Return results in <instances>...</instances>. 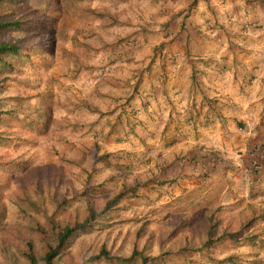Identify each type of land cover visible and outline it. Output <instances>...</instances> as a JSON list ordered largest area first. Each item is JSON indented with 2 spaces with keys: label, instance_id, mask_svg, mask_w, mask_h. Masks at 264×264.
I'll use <instances>...</instances> for the list:
<instances>
[{
  "label": "crops",
  "instance_id": "crops-1",
  "mask_svg": "<svg viewBox=\"0 0 264 264\" xmlns=\"http://www.w3.org/2000/svg\"><path fill=\"white\" fill-rule=\"evenodd\" d=\"M108 1L99 15L115 12L113 22L124 25L109 37L116 43L99 48L109 60L97 66V101L78 102L94 121L71 125V144L53 141L59 155L88 152L95 134L89 166L106 158L113 181L121 178L117 166L127 167L128 183L140 182L135 201L160 186L176 199L164 213L178 220L189 213L177 202H206L195 222L183 223L202 229L180 245L191 249L189 264H264V161L255 173L246 154L264 148V0ZM248 220L238 234L204 243L208 226L215 237Z\"/></svg>",
  "mask_w": 264,
  "mask_h": 264
},
{
  "label": "rangeland",
  "instance_id": "rangeland-1",
  "mask_svg": "<svg viewBox=\"0 0 264 264\" xmlns=\"http://www.w3.org/2000/svg\"><path fill=\"white\" fill-rule=\"evenodd\" d=\"M108 2L25 0L3 6V10L8 11L11 16L21 15L25 19L33 17L34 26L29 29V33L31 32L33 39L37 41L35 46L41 55L35 56L31 63L19 60L18 64L22 70L12 76L4 91L8 95L4 107H12L15 111L13 115H5L0 120V132L3 137L0 139V164L6 167L5 171H0V205L3 209L0 228L4 234L6 223H14L24 229L32 241L37 257L44 249L40 239L42 232L47 240L52 241L54 238L49 231V224L57 226L62 221L82 219L87 211V200L96 215L91 222L92 226L79 234L67 249L66 255L74 261H82L97 252L101 245L111 253L119 255L128 254L132 247L147 254L174 250L181 244L190 245L192 238H197L192 229L197 231L198 235L202 230L198 223V226L194 223L191 229L186 224L190 220L196 221L201 215V206H206V202L195 205H191L193 199L177 202L178 207L187 205L185 211L189 213V218L186 217L188 221L183 224L174 215L164 213L174 209L176 199L163 197L160 186L153 190V195L148 196L147 193L145 198H137V202L134 198L137 197L136 186L140 182L133 180L128 183L125 175L127 167L119 164L116 170L117 176L121 178L113 181L109 180L108 170L115 167L105 164L106 158L102 160L104 162L101 166L96 165L93 168L92 163L89 166L90 158L95 154L94 147L97 145L95 134L88 132V135L93 137L92 144L89 151L83 152L79 157L70 154L65 158L59 155L54 146L55 140L71 144V137H67L68 131L75 132L71 125L87 126V123L94 121L93 118L86 117L87 112L83 107L88 105H79L78 102L84 99L88 102L97 101V66L100 62L109 60L106 53H99V48L105 49L104 46L116 43L109 37L114 33L115 27L119 30L124 25L123 20L119 18L117 22H113L115 12L103 13V17L99 15L102 9L111 7ZM43 17L52 19L51 32L47 30V22ZM110 17L112 20L107 22L106 19ZM119 33L120 31L116 32L117 35ZM20 35L21 32L9 30L2 37L18 38ZM47 102L50 116L53 115L50 125L36 128L37 119L43 118L41 107L43 109L44 103ZM71 105L73 116L64 118V114L68 113L65 109ZM63 106L65 107L61 109ZM57 119L60 121L56 122ZM51 123L56 125L53 127ZM88 129L83 132L87 133ZM83 132L79 130L78 136ZM94 139L95 142H92ZM63 160L66 162L61 164ZM76 168L87 173L82 175ZM89 173H92L91 176ZM36 184L39 185L38 189L34 188ZM129 186L134 187V190H123ZM121 190V198L105 205L110 196ZM141 200L145 204L140 203ZM174 221L179 222L180 226L172 229ZM36 223L42 227V231L34 228ZM5 254L13 264H25V260L12 246L5 248ZM36 259L39 261V258ZM2 262L0 254V264Z\"/></svg>",
  "mask_w": 264,
  "mask_h": 264
},
{
  "label": "trees",
  "instance_id": "trees-1",
  "mask_svg": "<svg viewBox=\"0 0 264 264\" xmlns=\"http://www.w3.org/2000/svg\"><path fill=\"white\" fill-rule=\"evenodd\" d=\"M23 1L25 0H0V120H2L5 115H13L15 111L12 107H4L5 100L8 99V95H6L4 91L6 90L9 80L12 79V76L19 74L22 70L18 64V61H27L31 63L35 56L41 55V53L38 51V47L35 46L37 41L33 39L31 32L29 33V29L34 26L33 17L25 19L22 18L21 15L11 16L8 11L3 10V6L7 3L14 5ZM44 18L45 17H43V19ZM45 21L47 22V30H50L51 32L53 30L52 19L46 17ZM9 30L21 32V35L18 38L4 39L2 35ZM50 43L51 39L49 40V44ZM41 110V115L43 118L37 119L35 124L36 128L38 126V128H45L50 122V108L48 102L44 103L43 109L41 107ZM1 138L3 137L2 133L0 132V139ZM256 147L262 151L263 156L260 160L263 159L264 161V148L259 145H256ZM251 149L252 148H248L246 150L247 155L248 151ZM256 160H258V157L255 154L254 156L250 157L249 160V169L255 173L257 170L254 169L252 165L254 162H256ZM10 163L11 166H13L12 162ZM5 168V165L0 164V171H5ZM1 186L2 183L0 182V189ZM34 188L38 189L39 185L36 184ZM125 189L134 190V187H125L123 190ZM123 190L112 195V197L110 196L106 200L105 205L119 198L122 195ZM86 210L85 216L80 220H74L72 222L62 221L57 226H55L53 223H50L49 231L53 234L54 238L52 241H49L42 232L40 239L43 243L44 249L39 252V257H37L36 253L34 252L32 241L25 234L24 229L18 227L14 223H6L4 226V230H6L5 234L3 229L0 228V254L3 259L2 264H13L5 254V248L7 249L8 246H12L18 255L25 260V264H102V262H106L107 264H189L191 261L189 258V252L191 249L187 246L180 247L178 250H176V252L165 251L156 256H150L145 254L140 249H132L128 254L125 255L113 254L108 249H106L104 245H101L97 252L88 255L82 261H74L66 255L67 249L79 234L90 228V222L95 219L96 215L91 203L88 200L86 204ZM211 215V212L207 215L208 220H210ZM2 220L3 209L0 205V224ZM249 220L241 225V227H239L237 230H234L230 233L226 232V230H223L215 237H212V230L210 226H208L206 232H204L206 237L204 243L209 244L213 239L220 240L227 234H238L247 224H249ZM179 221L184 223L186 222V218L183 217ZM202 222H205V220ZM178 226H180V224H177V227ZM34 228L40 229L42 231V227L37 223L35 224ZM205 244L203 247H206ZM206 250H208V246ZM36 258H39V261H37ZM228 258H233V255H229L227 259Z\"/></svg>",
  "mask_w": 264,
  "mask_h": 264
},
{
  "label": "built area",
  "instance_id": "built-area-1",
  "mask_svg": "<svg viewBox=\"0 0 264 264\" xmlns=\"http://www.w3.org/2000/svg\"><path fill=\"white\" fill-rule=\"evenodd\" d=\"M251 148H252V149H251L250 151H248V155H249L250 157L254 156V154L257 155L258 160H256V162H254L252 166H253L254 169H256L257 171H259V170L262 168V165H263V159L260 160L261 157L263 156V155H262V151L259 150V149H257L256 146H253V147H251ZM262 150H263V149H262Z\"/></svg>",
  "mask_w": 264,
  "mask_h": 264
}]
</instances>
